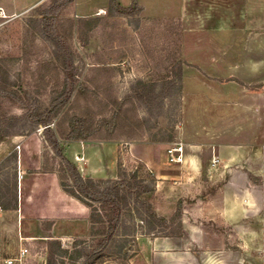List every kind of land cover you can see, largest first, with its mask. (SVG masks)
Returning <instances> with one entry per match:
<instances>
[{"label": "rangeland", "instance_id": "1", "mask_svg": "<svg viewBox=\"0 0 264 264\" xmlns=\"http://www.w3.org/2000/svg\"><path fill=\"white\" fill-rule=\"evenodd\" d=\"M49 3L0 0V72L42 105L61 72L38 21ZM59 21L73 26V72L98 95L96 110L139 81L170 92L151 108L129 103L141 125L85 140L104 146V158L95 150L86 170L69 157L94 179L116 178L118 163L153 175L155 191L141 199L168 222L149 232L144 206L131 204L116 240L90 264H264V0H137L129 12L111 11L109 0H73ZM73 100L61 113L75 110ZM22 113L0 97V117ZM16 128L59 171L43 127ZM177 146L182 160L173 162L168 149ZM15 161L2 166L4 200L16 193ZM96 239L90 225L87 236L40 240L39 264H85L80 253Z\"/></svg>", "mask_w": 264, "mask_h": 264}, {"label": "trees", "instance_id": "2", "mask_svg": "<svg viewBox=\"0 0 264 264\" xmlns=\"http://www.w3.org/2000/svg\"><path fill=\"white\" fill-rule=\"evenodd\" d=\"M72 1L50 0L38 20L40 31L53 45V52L61 71V75L59 74L61 81L58 77L47 105L32 102L27 92L24 95L14 88L5 71L0 72V97L9 105L18 106L23 110L21 115L8 114L0 117V139L18 134L17 126L22 129L27 126H31L32 129L43 127L45 141L60 158L58 174L63 189L91 209V234L97 239L90 250L80 253V256L86 257L84 263L90 264L116 240L119 227L124 222L125 209L131 204H137V208L138 204L144 206L145 216L140 212V218L147 222L149 232H153L157 226L167 225L168 222L166 218L156 214L150 202L141 199L143 195H150L155 191L153 175L143 177L138 170L127 171L118 163L116 178L94 179L89 175L84 176L76 163L66 154L65 143L96 137L108 139L120 128L139 126L141 121L133 114L136 107L130 106L129 103L136 98L151 108L153 99L162 102L170 92L166 90V86L156 92L154 85L139 81V86L124 99L112 101L110 108L107 105L96 110L94 102L98 95L91 94L85 84H78L76 74L73 72L74 55L71 44L73 26L62 25L59 21V12ZM109 3L111 11L118 9L129 12L130 7L136 8L137 0H132V5L128 8L122 7L118 0H109ZM3 69L0 63V70ZM71 99L76 103L73 107L75 110L70 113L68 109L61 113ZM104 132L108 135H104ZM16 157L17 152H13L6 159L13 158L15 161ZM1 181L0 205L4 208L16 207L17 204L13 201H16V193L7 200L3 199ZM51 263L48 261V264Z\"/></svg>", "mask_w": 264, "mask_h": 264}, {"label": "crops", "instance_id": "3", "mask_svg": "<svg viewBox=\"0 0 264 264\" xmlns=\"http://www.w3.org/2000/svg\"><path fill=\"white\" fill-rule=\"evenodd\" d=\"M66 146L68 157L84 170L88 168L89 155L95 150L104 158V146L99 143L78 140ZM13 152L19 153L15 164L21 176L16 186L17 198L13 200L16 207L0 205V264H39L36 248L40 240L88 235L89 208L63 189L57 164L44 166L40 144L32 136L15 134L0 139V181L3 163ZM195 156L201 159L198 153ZM23 248L28 253L19 260ZM8 259H13L12 263Z\"/></svg>", "mask_w": 264, "mask_h": 264}, {"label": "built area", "instance_id": "4", "mask_svg": "<svg viewBox=\"0 0 264 264\" xmlns=\"http://www.w3.org/2000/svg\"><path fill=\"white\" fill-rule=\"evenodd\" d=\"M168 156H169V159L171 161L180 162L182 160V147L181 146H177V147L169 148L168 149ZM19 176H21L20 172H19ZM26 253H28V249L27 248L21 249L18 259L21 260L22 257L24 255H26ZM12 261H13V259H8V263H12Z\"/></svg>", "mask_w": 264, "mask_h": 264}]
</instances>
